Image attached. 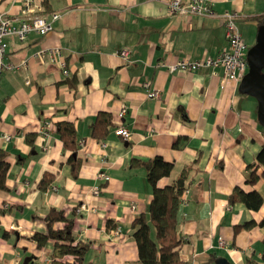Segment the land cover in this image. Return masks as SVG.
I'll use <instances>...</instances> for the list:
<instances>
[{"label":"crops","instance_id":"0c3cea01","mask_svg":"<svg viewBox=\"0 0 264 264\" xmlns=\"http://www.w3.org/2000/svg\"><path fill=\"white\" fill-rule=\"evenodd\" d=\"M36 1L41 14L60 15L45 34L33 32L21 41L9 37L5 62L27 58V67L0 74V151L9 163L6 187L0 189V264H34L39 256H53L51 240L39 248L28 239L34 231L45 232L43 216L52 206L74 218L75 241L87 245L84 264H140L132 222L136 215L147 218L152 192L146 168L131 160L156 154L172 162L168 175L157 179L159 186L197 158L199 169L176 211L180 260L214 264L213 253L232 264L264 262V224L237 226L264 219V176L246 182V165L264 143L256 99L242 93L238 81L221 86L220 68L215 75L210 66L187 71L165 66L215 56L227 48L221 14L236 12L240 28L252 27L264 0H210L209 16L169 14L164 0ZM0 13L15 23L23 17L19 0H0ZM45 46L61 47L67 75L49 59L41 63L31 56ZM123 47L130 51L128 60L117 52ZM72 74L74 84L65 80ZM121 107L126 111L118 115ZM97 110L111 113L103 139L89 135ZM60 120L75 125L81 163L74 177L69 151L56 133ZM119 124L129 138L114 133ZM26 133H35L32 144ZM44 171L53 177L46 190L36 185ZM235 184L256 189L260 207L229 203Z\"/></svg>","mask_w":264,"mask_h":264},{"label":"trees","instance_id":"16d2710c","mask_svg":"<svg viewBox=\"0 0 264 264\" xmlns=\"http://www.w3.org/2000/svg\"><path fill=\"white\" fill-rule=\"evenodd\" d=\"M45 1V0H44ZM257 26L264 21V11L256 14L254 17ZM250 45V44H249ZM264 69V68H263ZM74 75H70L69 83L74 84ZM94 118L90 122L89 135L94 139H103L107 136L108 126L111 118L109 111L97 110ZM56 133L62 142V147L69 151L67 161L70 164V171L73 177L77 174L81 159L77 156V136L75 135V125L66 120H60L55 123ZM35 133H26L25 138L29 144H32ZM176 146L177 144L174 143ZM132 164H141L146 168V179L148 180L152 196L148 204V216L136 215L133 224L135 230L133 237L138 251V261L140 264H186L178 256V246L183 238L177 232L176 211L180 205V198L183 189L192 180L194 173L198 171L196 166L197 158H194L188 164L184 165L180 173L169 184L159 186L157 179L168 175L172 162L165 160L160 155L146 158L144 160L132 158ZM8 162L4 159V152L0 151V189H4L5 171L8 168ZM247 179L249 184L256 182L264 176V143L258 149L255 160L247 163ZM38 183V188L48 189L53 179L52 173L42 172ZM227 200L229 203L242 202L248 209H258L263 202L260 194L254 188L244 190L240 185L232 186ZM74 212V211H73ZM45 220V232L34 231L28 239H33L37 247H42L48 240L52 241V257L47 264H84L85 251L87 245L76 242L72 233L74 218L66 216L63 211L57 207H50L43 216ZM61 222L62 226L57 227L55 223ZM256 224H264V219L257 222L247 220L240 225L251 228ZM71 256L70 260L65 258ZM213 253H210V259H214ZM247 264H264L254 260L246 259Z\"/></svg>","mask_w":264,"mask_h":264},{"label":"built area","instance_id":"2783aa9c","mask_svg":"<svg viewBox=\"0 0 264 264\" xmlns=\"http://www.w3.org/2000/svg\"><path fill=\"white\" fill-rule=\"evenodd\" d=\"M22 18L19 23H15L9 16H5L0 13V74L3 70L11 69V67H27V58L20 59L17 63L5 62V54L7 49V40L9 37H14L21 41L25 39L30 33L45 34L52 26V23L60 15L59 11L51 12L49 14H41L40 4L36 0H19ZM167 5V12L169 14H201L205 16L213 15L212 4L210 0H164ZM222 24H224V35L227 42V48L219 51L215 56L200 57L199 59H176L174 62L165 63V66L169 71L176 70H195L199 67L210 66L213 68L212 72L216 75L218 71L216 68H220L222 71L219 74V83L221 86H225L228 81H239L240 78L246 73L247 59L246 50L248 44L244 42V39L240 33L239 26L236 23V12H224L221 14ZM119 56L122 59L128 60L129 49L120 48L118 51ZM31 56L43 63L46 59L54 62L58 66L64 75L68 74V68L66 66L64 54L60 46H45L39 47L31 54ZM28 82V80H27ZM146 84V83H145ZM155 93V92H154ZM156 95V93H155ZM118 115L125 113V108L121 107L118 110ZM114 133L121 135L124 139L130 137L129 130L119 124L114 129ZM42 136H46L45 128L41 129ZM7 136H5L6 138ZM84 143L80 142L79 147H83ZM45 146L42 145V148ZM97 177L106 179L107 176L104 172H98ZM94 194L98 192V187L93 189ZM187 190L183 189L180 202L186 197ZM135 208V205L132 206ZM113 234H119L120 228L115 226L112 230ZM222 243V241H219ZM51 258L44 255L39 256L34 264H47Z\"/></svg>","mask_w":264,"mask_h":264},{"label":"water","instance_id":"95a60500","mask_svg":"<svg viewBox=\"0 0 264 264\" xmlns=\"http://www.w3.org/2000/svg\"><path fill=\"white\" fill-rule=\"evenodd\" d=\"M255 34L254 42L246 50L247 71L238 81V89L256 99L258 122L264 126V21ZM214 259V264H232L221 254Z\"/></svg>","mask_w":264,"mask_h":264},{"label":"rangeland","instance_id":"374dc122","mask_svg":"<svg viewBox=\"0 0 264 264\" xmlns=\"http://www.w3.org/2000/svg\"><path fill=\"white\" fill-rule=\"evenodd\" d=\"M237 24L239 26V30H240V33H241L243 39H244V42H246L248 45L252 44L254 42V39L256 36V34H255L256 28H257L256 22L254 20L252 21V27L249 26L250 24L244 23V25L242 24V26L240 28L239 23H237Z\"/></svg>","mask_w":264,"mask_h":264}]
</instances>
